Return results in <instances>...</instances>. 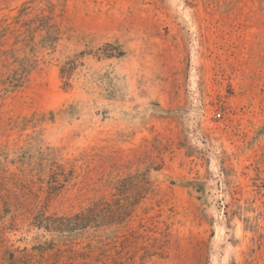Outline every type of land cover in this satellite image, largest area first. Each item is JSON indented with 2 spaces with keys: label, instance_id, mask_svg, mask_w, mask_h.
Segmentation results:
<instances>
[{
  "label": "rangeland",
  "instance_id": "obj_1",
  "mask_svg": "<svg viewBox=\"0 0 264 264\" xmlns=\"http://www.w3.org/2000/svg\"><path fill=\"white\" fill-rule=\"evenodd\" d=\"M142 173L116 246L36 226ZM0 264H264V0H0Z\"/></svg>",
  "mask_w": 264,
  "mask_h": 264
},
{
  "label": "trees",
  "instance_id": "obj_2",
  "mask_svg": "<svg viewBox=\"0 0 264 264\" xmlns=\"http://www.w3.org/2000/svg\"><path fill=\"white\" fill-rule=\"evenodd\" d=\"M109 45V44H108ZM122 55L123 53H119ZM63 78L70 77V71L66 67L61 69ZM66 84L67 81H66ZM72 172V171H71ZM71 174L61 171H53L47 181L50 193L61 191L68 183ZM116 193L111 200L97 202L86 209L71 216L54 217L41 214L37 217L36 226L54 233H74L78 231L94 230L96 232H110V237H100L96 241L101 246L111 243L117 244L118 229L131 219L136 206L151 190V181L147 173L136 174L119 180L115 187ZM136 192V196H134ZM125 196V197H124ZM91 244H89L90 246ZM49 246V245H48ZM56 247L52 243L51 247H40L37 249L43 256L49 250ZM57 252H61L60 249Z\"/></svg>",
  "mask_w": 264,
  "mask_h": 264
},
{
  "label": "built area",
  "instance_id": "obj_3",
  "mask_svg": "<svg viewBox=\"0 0 264 264\" xmlns=\"http://www.w3.org/2000/svg\"><path fill=\"white\" fill-rule=\"evenodd\" d=\"M215 117H216V118H221V117H222L221 112H217V113L215 114Z\"/></svg>",
  "mask_w": 264,
  "mask_h": 264
}]
</instances>
